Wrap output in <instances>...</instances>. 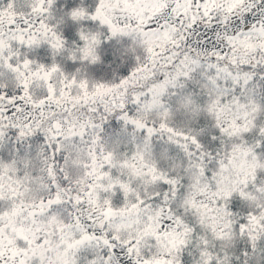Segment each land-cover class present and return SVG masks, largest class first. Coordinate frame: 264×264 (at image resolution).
<instances>
[{
	"label": "snow or ice",
	"instance_id": "snow-or-ice-1",
	"mask_svg": "<svg viewBox=\"0 0 264 264\" xmlns=\"http://www.w3.org/2000/svg\"><path fill=\"white\" fill-rule=\"evenodd\" d=\"M10 141L0 264H264V0H0Z\"/></svg>",
	"mask_w": 264,
	"mask_h": 264
},
{
	"label": "trees",
	"instance_id": "trees-1",
	"mask_svg": "<svg viewBox=\"0 0 264 264\" xmlns=\"http://www.w3.org/2000/svg\"><path fill=\"white\" fill-rule=\"evenodd\" d=\"M59 2L64 3L65 0H59ZM81 2L89 6L93 5V0H67L68 6H74ZM65 34L69 41L77 38L74 30L66 31ZM115 47L118 46L106 44L104 50H102V62L89 66L88 71L97 78L103 77L105 79L111 78L113 74L126 75L129 71L131 62L121 61L120 57L115 52ZM41 52L45 53L43 59L50 62L51 61L50 53H47L46 50L44 49L38 50L37 53H34V55H37V57L40 58ZM65 68L66 70H72L73 63L71 61H66ZM109 127L110 130L118 128L119 122L113 120L110 122ZM9 136H14V131H10ZM39 139H40L39 137H36L30 142L33 145H35V143L39 142ZM12 149H13V144L11 141L5 146L0 147V158H3L5 160L10 159Z\"/></svg>",
	"mask_w": 264,
	"mask_h": 264
}]
</instances>
